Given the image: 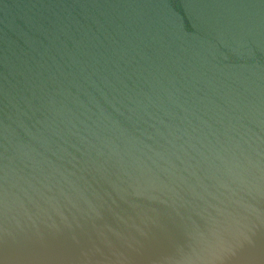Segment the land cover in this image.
Listing matches in <instances>:
<instances>
[{"label":"water","instance_id":"1","mask_svg":"<svg viewBox=\"0 0 264 264\" xmlns=\"http://www.w3.org/2000/svg\"><path fill=\"white\" fill-rule=\"evenodd\" d=\"M0 264H264V0H0Z\"/></svg>","mask_w":264,"mask_h":264}]
</instances>
